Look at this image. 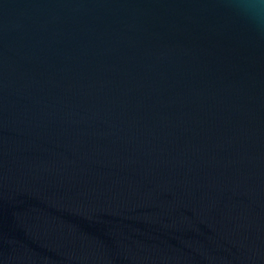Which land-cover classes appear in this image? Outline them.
I'll return each mask as SVG.
<instances>
[{"label": "water", "instance_id": "water-1", "mask_svg": "<svg viewBox=\"0 0 264 264\" xmlns=\"http://www.w3.org/2000/svg\"><path fill=\"white\" fill-rule=\"evenodd\" d=\"M0 264H264V0H0Z\"/></svg>", "mask_w": 264, "mask_h": 264}]
</instances>
